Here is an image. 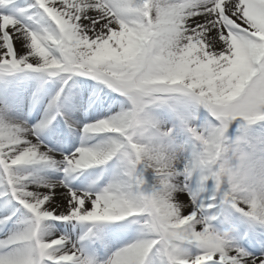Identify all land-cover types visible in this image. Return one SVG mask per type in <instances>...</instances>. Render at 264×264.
Wrapping results in <instances>:
<instances>
[{
  "label": "snow or ice",
  "instance_id": "obj_1",
  "mask_svg": "<svg viewBox=\"0 0 264 264\" xmlns=\"http://www.w3.org/2000/svg\"><path fill=\"white\" fill-rule=\"evenodd\" d=\"M29 8L55 27L34 28ZM25 71L88 77L125 98L84 124L82 134L107 139L77 148L63 169L115 158L119 171L83 192L29 190L15 170L55 163L38 133L64 115L63 88L41 124L0 117V168L30 214L0 240V264H264V135L254 129L264 130V0H0V75ZM227 209L243 235L215 227ZM51 221L88 227L76 240L48 238ZM133 226V240L97 254Z\"/></svg>",
  "mask_w": 264,
  "mask_h": 264
},
{
  "label": "bare ground",
  "instance_id": "obj_2",
  "mask_svg": "<svg viewBox=\"0 0 264 264\" xmlns=\"http://www.w3.org/2000/svg\"><path fill=\"white\" fill-rule=\"evenodd\" d=\"M33 3L34 0H17L19 6L26 8ZM29 11L32 13L31 23L34 28L41 26L55 27L46 16L43 19H38L35 9L29 8ZM194 19L200 23L204 22L201 17H195ZM38 88H41V93L39 96H35ZM61 88H63V92L61 93V111L64 115L57 116L56 120L53 121L52 127H62L63 133L54 134L52 127L47 128L45 131L41 129L38 133L39 142L46 146L42 150H50V155H53L55 163L53 165L28 166L15 170V175L22 176L26 173V176L29 177L26 181L29 190H34L39 184L59 185L60 182H63L67 187L53 189L56 193H64L69 189L83 192L98 187L95 182H91L82 187L78 186L76 180H74L78 173H65L60 168L65 166L64 158L71 156L80 146H94L107 139L105 136L102 139H97L95 136L84 135L81 129L86 123L95 122V120L106 118L120 111L123 106L120 99L114 98L107 91H102L98 97L90 92L92 97H89V89L91 88L86 84L80 85L73 79H67V82H65L60 77L51 80V78H46L43 73L31 74L25 71L17 74L15 77L4 76L0 80V117L8 122L25 123L28 126L41 124L45 117L53 111L49 109V102L57 92H60ZM31 89L34 90L33 94H30ZM4 101H7V104ZM64 150L71 151V153L69 155H63L62 151ZM113 160L109 161L107 163L108 165L106 164L105 171L103 168L106 165L96 167L99 168L100 172L103 170L101 179L104 182L111 181L118 173L115 165L111 163ZM37 173L43 176L41 180L35 179ZM6 177L8 178V176ZM96 179H99V176ZM6 190H8V194L3 193L0 188V213L7 209L23 210L19 208L15 199L12 197L11 187L7 186ZM177 196L179 201L182 202L185 199L186 193H178ZM18 213L17 215H19ZM22 222L23 219L13 227H18ZM46 223L51 231L48 238H56L58 235H68L70 239L76 240L82 235L83 225L76 224L73 227L72 224H75V222L63 226L57 224L55 221ZM13 227L0 223V240L6 239L7 235L14 229ZM218 230L224 231L225 229L219 227ZM115 238L116 236L109 237L108 248L110 242ZM99 251L100 253L98 255L107 254L103 248L99 249Z\"/></svg>",
  "mask_w": 264,
  "mask_h": 264
},
{
  "label": "rangeland",
  "instance_id": "obj_3",
  "mask_svg": "<svg viewBox=\"0 0 264 264\" xmlns=\"http://www.w3.org/2000/svg\"><path fill=\"white\" fill-rule=\"evenodd\" d=\"M29 73H31V72H29ZM31 74H34V73H31ZM43 75L46 78H51V80L58 78V77H48L46 74H43ZM3 77H4L3 75H0V80ZM67 79H73L80 85H85L86 84L88 87H90L91 89H89L90 90L89 91V95H88L89 97H92V95H90V92L94 96L98 97L102 91H107L109 94L113 95L114 98L120 99L122 101V103H123V106H126L125 98L119 96L117 93H115L112 90L108 89L106 86L100 84L98 81H94V80H92L91 78H88V77H81V76H75V75H73V76H71L70 78H67ZM33 93H34V90L31 89L30 90V94H33ZM40 93H41V88H38V91L35 94V96H39ZM206 115H207L206 113L201 111V114H200L201 121H203V119L205 118ZM89 120H92V119H89ZM42 129L45 131L47 128H42ZM254 129L256 130L255 131V135H257V136L264 135V130L260 129L259 125L254 126ZM102 137L103 136H95V138H97V139L98 138L102 139ZM70 153H71V151H67V150L62 151L63 155H69ZM111 163L113 165H115V167L119 171L118 161L115 159ZM107 165L104 166V168H103L104 171H105V168L107 167ZM64 167L65 166L60 168V170L63 171ZM103 170H101V172H100L99 168H96V167L95 168H91V169L81 170V171L77 172L78 173L77 177H75L74 180H76L77 185L81 186V187L86 185V184H89L91 182H95L96 185H98V187L106 186V184L108 182L107 181L104 182L101 179V173H103L102 172ZM6 176H7V174H5L3 169L0 168V188L2 189L3 193L8 194V190H6V187L9 186V183H8V178ZM22 176H26V173H24V175H22ZM35 176H36L35 177L36 180H41L43 178V176L40 175L39 173H37V175H35ZM97 176H99V179L95 180V178ZM210 191H211V185H209V192ZM201 198H204L203 194H202ZM5 213H7L8 215H12V220L7 223V225L10 226V227H13V226L17 225L18 222L20 220H22V219L24 221L27 218V216L30 215V214H28L26 212V210L19 211V210L7 209V210H4V211H2L0 213V220L3 219V216H4ZM17 213L19 215H17ZM14 217H15V219H14ZM56 223L59 224V222H56ZM214 223H215V227L217 229L219 227H221V228H223L225 230L229 229L230 227H232L234 225H240L241 235L244 234L245 229H246V225H244L242 223V218L240 217V215L238 213H235L234 210H231V209H227L225 211V214L220 218V220H218V221H216ZM87 227H88L87 225H83L82 234H83L84 231H86ZM135 237H136L135 226H133L131 229H128L127 231H121L118 235H116V238L113 239L112 242H110L107 254H109L111 251H115L119 247L124 246L127 242H130ZM94 247L97 249V254H99L100 253L99 249H101V247L99 245H95ZM151 259L153 261V264H158V258L157 257L153 256Z\"/></svg>",
  "mask_w": 264,
  "mask_h": 264
}]
</instances>
